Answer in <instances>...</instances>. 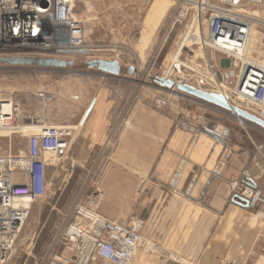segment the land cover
Here are the masks:
<instances>
[{
    "label": "rangeland",
    "instance_id": "rangeland-1",
    "mask_svg": "<svg viewBox=\"0 0 264 264\" xmlns=\"http://www.w3.org/2000/svg\"><path fill=\"white\" fill-rule=\"evenodd\" d=\"M182 2L184 1L75 0V16L84 25L86 47L85 52L72 60L75 62L74 66L59 69L0 65V101H7L2 103V111H12L9 124L11 127L20 128L17 132L11 129L0 130V154L8 150L17 154L24 149L27 136L40 129L29 132L23 129L20 122L23 118L29 119L30 123L37 122L34 115L40 109L50 105L60 108L62 112L52 114V124H46L56 127H68L64 123L70 117L72 106L81 105L82 115L91 99L100 93L101 72L86 66L92 60H117L121 64L122 72L119 77L102 81L106 89L117 90L120 109H125L134 102H142L159 111L178 110L179 117L174 122V128L185 109L202 117L203 128L207 130L220 124L238 123L232 113L205 102H202L204 105L198 104L199 100L178 92L176 88L162 87L154 81L156 77L165 75L182 45L188 47L183 49L180 55L182 58L194 55L203 64L209 55L208 50L194 44L196 41L203 45L202 35L207 34V17L203 15L199 21L196 18L198 5L195 7L191 2L189 5ZM184 7L188 11L184 24H173L179 10ZM241 12L250 27L247 40L245 39V54L264 67V5H244ZM165 53L170 56L168 63L163 65L161 60ZM214 54L218 70L227 69L221 65L223 56L220 53ZM130 67L133 72L128 75L126 72ZM40 90L53 95L54 101L49 104L41 102L36 96ZM225 91L228 93L227 89L222 92ZM228 95L226 96L229 98L231 94ZM231 96L240 108L264 119L260 115L262 108L241 105L237 98ZM238 98L242 97L238 95ZM212 107L219 109V112L212 111ZM241 127L248 133L244 135L248 137L250 147H253L252 141L258 145L256 130L247 125ZM218 131H221L220 127ZM112 138L113 136L108 137L102 150L100 151V147L95 149L88 154V158H83L71 143L63 158L47 155L46 196L31 206L30 215L6 264L48 263L49 255L46 256V253L50 246L54 248L52 256L63 250L58 242V235L72 220L75 205L83 204L95 196H98V202L93 207L95 211L110 217L118 216L119 218H113L114 221L122 218L125 221H119H128L131 215H126L127 206H113L114 193L100 189L101 172L108 165L106 151L111 147ZM263 138L262 136V140ZM128 195V192H122L120 198L127 203ZM64 254L70 258L69 249Z\"/></svg>",
    "mask_w": 264,
    "mask_h": 264
},
{
    "label": "crops",
    "instance_id": "crops-1",
    "mask_svg": "<svg viewBox=\"0 0 264 264\" xmlns=\"http://www.w3.org/2000/svg\"><path fill=\"white\" fill-rule=\"evenodd\" d=\"M169 56L163 54V65ZM221 65L227 67V61L221 59ZM106 78L112 77L100 73V93L82 115L81 105L72 106L64 124L73 129L70 143L83 158L99 147L101 151L113 136L100 189L114 193L113 206H127V217L143 219V237L165 251L158 255L136 250L129 264H264V205L251 208L230 188L234 181L264 186L262 129L246 123L258 134V145L252 141L253 147L239 123L202 128L193 140L187 132L174 128L178 110L159 111L142 102L120 109L117 90L102 84ZM221 93L228 95L227 91ZM59 109L50 105L35 112L37 122L23 118L20 123L31 132L52 124V114L62 112ZM211 110L219 112L215 107ZM244 171L249 172V179ZM122 192L129 193L127 203L120 198ZM100 214L111 220L119 218Z\"/></svg>",
    "mask_w": 264,
    "mask_h": 264
},
{
    "label": "built area",
    "instance_id": "built-area-1",
    "mask_svg": "<svg viewBox=\"0 0 264 264\" xmlns=\"http://www.w3.org/2000/svg\"><path fill=\"white\" fill-rule=\"evenodd\" d=\"M203 1L205 4L197 9L196 18L200 21L203 15L207 17V34H201L203 45L196 41L194 44L209 51L207 59L200 64L194 55L182 58L183 49L188 48L184 45L161 78L205 92L221 94L227 89L241 105L263 107L264 68L247 64L237 53L245 48L250 29L241 8L263 6L264 0ZM187 15V9L181 8L173 24L183 25ZM85 47L84 25L75 16V0H0V58L73 60L85 52ZM214 53L223 56L227 69L218 70ZM36 96L45 104L54 101V96L43 90ZM3 102L7 101H0V125L17 132L20 128L9 124L12 111L8 115L2 111ZM235 118L245 127L247 122ZM203 126L204 119L188 109L182 111L176 124L193 140ZM39 129L27 136L24 149L17 154L11 150L0 154V264L8 262L31 206L46 196L47 155L63 158L70 147L73 135L70 127L45 124ZM243 175L251 177L248 171ZM230 188L247 206L264 205V186L234 181ZM97 202L98 196H95L75 205L72 220L58 235L63 250L69 249L70 258L63 251L52 256L54 248L50 246L46 253L49 262L42 264H129L139 249L165 255L161 246L143 237V219L131 216L126 223L111 220L93 209ZM224 264L234 263L225 261Z\"/></svg>",
    "mask_w": 264,
    "mask_h": 264
},
{
    "label": "water",
    "instance_id": "water-1",
    "mask_svg": "<svg viewBox=\"0 0 264 264\" xmlns=\"http://www.w3.org/2000/svg\"><path fill=\"white\" fill-rule=\"evenodd\" d=\"M8 64L12 66H37V67H51V68H67L75 65V62L72 60H60V59H45V58H29V59H21V58H0V65ZM88 68H96L102 74L108 77H119L122 72V66L117 60H92L86 63ZM133 69L128 68L126 74H131ZM156 83L161 85L162 87L167 88H176L178 92L186 94L192 98H195L199 101L205 102L207 104H211L215 107H218L224 111L232 113L233 116L237 118H241L247 123L253 124L264 131V119L242 109L237 106L232 105L222 94L205 92L196 87L182 84V83H174L171 80H166L161 77H156L154 79ZM93 102L90 107L86 111L83 120L87 117L88 113L92 108ZM217 141L220 139L211 135Z\"/></svg>",
    "mask_w": 264,
    "mask_h": 264
},
{
    "label": "bare ground",
    "instance_id": "bare-ground-1",
    "mask_svg": "<svg viewBox=\"0 0 264 264\" xmlns=\"http://www.w3.org/2000/svg\"><path fill=\"white\" fill-rule=\"evenodd\" d=\"M183 1L184 2H182V3L188 4V5H189V2H191V3H193L195 5V7H197V5H198V10H200L205 4V1H203V0H199V2H194V1H191V0H183ZM237 56L239 58H241L244 62H246L249 65H253V66H258V67L264 68L263 66L259 65L258 63H256L255 61H253L252 59H250L249 57L246 56L245 48L242 51H239L237 53ZM221 94L232 104V102L229 100V98L226 95H224L223 93H221ZM234 106H237V105L234 104ZM237 107H239V106H237ZM261 108L263 110L261 114H262V116H264V106L261 107ZM3 113H5V112L3 111ZM6 115H8V113H6ZM1 129H8V128L7 127H3V126L0 125V130Z\"/></svg>",
    "mask_w": 264,
    "mask_h": 264
}]
</instances>
